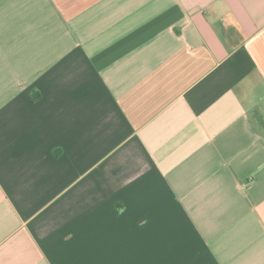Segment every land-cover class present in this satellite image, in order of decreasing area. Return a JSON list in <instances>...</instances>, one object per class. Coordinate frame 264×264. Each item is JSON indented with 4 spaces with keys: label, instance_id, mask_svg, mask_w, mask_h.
Instances as JSON below:
<instances>
[{
    "label": "crops",
    "instance_id": "obj_1",
    "mask_svg": "<svg viewBox=\"0 0 264 264\" xmlns=\"http://www.w3.org/2000/svg\"><path fill=\"white\" fill-rule=\"evenodd\" d=\"M0 264H264V0H0Z\"/></svg>",
    "mask_w": 264,
    "mask_h": 264
}]
</instances>
